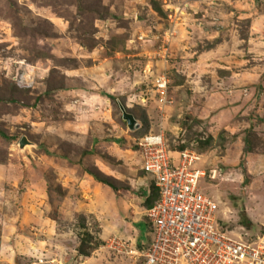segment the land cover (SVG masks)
<instances>
[{
  "label": "rangeland",
  "instance_id": "obj_1",
  "mask_svg": "<svg viewBox=\"0 0 264 264\" xmlns=\"http://www.w3.org/2000/svg\"><path fill=\"white\" fill-rule=\"evenodd\" d=\"M147 134L201 155L223 230L264 234V0H0V264H132Z\"/></svg>",
  "mask_w": 264,
  "mask_h": 264
},
{
  "label": "built area",
  "instance_id": "obj_2",
  "mask_svg": "<svg viewBox=\"0 0 264 264\" xmlns=\"http://www.w3.org/2000/svg\"><path fill=\"white\" fill-rule=\"evenodd\" d=\"M165 86L163 81L160 87ZM136 144L142 171L157 197L145 210L148 244L126 251L132 264H264V234L242 239L220 227L217 203L200 184L207 174L196 167L200 154L170 150L162 134L144 135Z\"/></svg>",
  "mask_w": 264,
  "mask_h": 264
},
{
  "label": "trees",
  "instance_id": "obj_3",
  "mask_svg": "<svg viewBox=\"0 0 264 264\" xmlns=\"http://www.w3.org/2000/svg\"><path fill=\"white\" fill-rule=\"evenodd\" d=\"M178 148H179V149H183L184 146H179ZM92 176H93L94 179H96L98 182H100V183H102V184H105V185L109 186L113 191L116 192L117 188L115 189V186L111 184V182L108 180V177H106V178H105V177H104V178H100L99 176L94 175V174H93ZM152 191H153L152 196H151V197H150V196L147 197L146 200H145V203H146L147 207H150V206L153 204V202H154V200L156 199V197H157V191H156V189L154 188V186L152 187ZM85 254H86V253H85Z\"/></svg>",
  "mask_w": 264,
  "mask_h": 264
},
{
  "label": "water",
  "instance_id": "obj_4",
  "mask_svg": "<svg viewBox=\"0 0 264 264\" xmlns=\"http://www.w3.org/2000/svg\"><path fill=\"white\" fill-rule=\"evenodd\" d=\"M123 117L127 119L128 124H129L130 127H131V126L133 125V123L135 122V120H134V119L132 118V116L129 115V114L124 113V114H123ZM27 143H28V141H27L24 137H23V138L20 140V142H19L20 147H23V146H24L25 144H27Z\"/></svg>",
  "mask_w": 264,
  "mask_h": 264
},
{
  "label": "clouds",
  "instance_id": "obj_5",
  "mask_svg": "<svg viewBox=\"0 0 264 264\" xmlns=\"http://www.w3.org/2000/svg\"><path fill=\"white\" fill-rule=\"evenodd\" d=\"M148 208V207H147Z\"/></svg>",
  "mask_w": 264,
  "mask_h": 264
},
{
  "label": "crops",
  "instance_id": "obj_6",
  "mask_svg": "<svg viewBox=\"0 0 264 264\" xmlns=\"http://www.w3.org/2000/svg\"><path fill=\"white\" fill-rule=\"evenodd\" d=\"M108 187V186H107Z\"/></svg>",
  "mask_w": 264,
  "mask_h": 264
}]
</instances>
